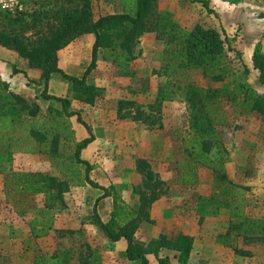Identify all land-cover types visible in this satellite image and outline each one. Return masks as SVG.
<instances>
[{
    "label": "rangeland",
    "instance_id": "obj_1",
    "mask_svg": "<svg viewBox=\"0 0 264 264\" xmlns=\"http://www.w3.org/2000/svg\"><path fill=\"white\" fill-rule=\"evenodd\" d=\"M204 1L207 5L198 0H159L162 20L170 24L163 33H144L128 64L116 63L111 50H100L97 67L87 79L99 88L94 104L81 101L61 74L55 76L48 92L70 99L68 110L77 114L68 115L60 101L45 99L42 82L23 94L40 106L38 124L59 125L60 142L53 151L51 132L46 148L40 144L41 150L16 152L11 164L0 168V264H34L35 255L58 251L71 252L68 264H81V252H90L97 264L117 260L123 264L127 259L126 250L121 251V245L92 222L94 204L103 190L86 180L87 166L74 156L75 143L89 136L83 122L95 135L81 153L90 164L89 176L112 193L98 202L104 221L111 218L115 192L133 209L140 207L134 186L143 184V174L136 160L146 158L164 180V190L149 209L151 220L140 222L137 241L146 244L162 233L173 236L171 232L181 225L194 233L196 242V256L181 264H264V115L250 110L243 100H224L229 125L208 126L203 118L192 116L187 95L178 90L181 83L193 82L233 94L244 84L264 94L252 64L253 53L264 52V0ZM134 3L92 0L93 16L132 11ZM82 4V0L42 1L24 16L28 21L41 17L36 30L46 29L56 22L55 11ZM45 11L48 16L43 17ZM4 15L0 13V28L8 26ZM197 24L218 29L233 49L226 51L229 74L222 82L208 81L200 68L180 65L181 45L173 34L184 35ZM34 31L27 35L34 37ZM94 40V34L85 33L63 47L62 61L73 54L79 64L75 69L66 64L61 68L82 77ZM239 97L243 99L242 94ZM121 100L134 103L120 111ZM140 111L155 122L136 118ZM201 134L227 149L221 172L190 154L189 146ZM188 170L196 173L193 184L182 182L191 175ZM43 177L68 181L69 190L29 193V182H44ZM164 255L168 264H180L173 251L160 254Z\"/></svg>",
    "mask_w": 264,
    "mask_h": 264
},
{
    "label": "trees",
    "instance_id": "obj_2",
    "mask_svg": "<svg viewBox=\"0 0 264 264\" xmlns=\"http://www.w3.org/2000/svg\"><path fill=\"white\" fill-rule=\"evenodd\" d=\"M82 1V6L76 5L55 11L56 22L47 26L46 29L41 27L36 30L43 19L38 16L28 21L24 16L26 13L16 15L4 13V20L8 26L0 28V46L16 51L28 60L31 67L41 71L40 80L44 85L42 96L45 99L60 101L68 115L77 114L68 110L70 99L48 93L49 82L55 74H61L69 82V87L81 101L94 104L99 96V88L89 83L87 79L97 67L99 51L109 49L116 63L128 64L136 57L135 49L139 38L144 33L159 30L163 33L165 27L170 24L169 21H163L164 14L158 9L159 0H135L132 11L124 9L98 17L93 16L92 0ZM198 1L207 5L204 0ZM42 15L48 16L47 11ZM175 26L179 28L178 25ZM31 29H35L34 37L27 35V31ZM85 33L94 34L95 40L92 45L91 61L83 76L78 77L60 67L58 52L75 37ZM173 37L178 38L181 45L179 59L182 67L200 68L203 77L208 81L222 82L227 78L229 63L226 60V51L233 49L227 37L224 38L218 29L197 24L189 32H184V35H179L177 31ZM252 64L258 70L260 83L264 85V52L256 50L252 55ZM14 70L18 69L14 68ZM245 86L240 85V89L236 88L233 94L225 93L220 87H203L193 82L181 83L178 90L187 95L192 116L196 120L203 118L208 126H228L230 122L224 109V100L234 102L243 100L250 110L264 115V94ZM239 94H242L243 99L239 97ZM127 103L133 104L134 101L121 100L120 111ZM40 110L38 104H32L24 95L11 91L8 84L0 78L1 169H6L7 164H11L16 152L32 153L41 150L40 144L46 148L48 146L46 141L51 132L53 136L50 138V143L53 151L57 152L60 138L56 130L59 125L48 126L47 122L38 124ZM141 114L142 111L136 118L144 116V121L155 122L150 119V115ZM78 118L81 121L79 113ZM83 123L88 128L89 136L75 143L74 156L77 162L86 164V180L94 187L103 190L94 204L92 222L98 225L112 241L126 239L125 254L130 260H140L142 264H149L147 254L154 253L160 264H168L169 257L160 256V250L169 248L178 252L176 256L179 262H188L194 243V237L190 234H180L172 239L162 233L147 244L135 238L140 222L151 220L149 209L161 197L164 190V180L154 171L146 158L140 157L136 160L137 169L143 174V184L134 186V191L140 195V207L137 210L133 209L118 192H115L111 218L109 221L103 220L98 210V202L112 193L108 187L93 181L89 176L90 164L82 158L81 153L95 139V135L91 127ZM203 136L201 134L195 139L189 146V152L191 155L198 156L199 161L206 162L214 171L221 172L227 158V149L219 141L206 139ZM188 171L191 175H187L182 182L193 184L196 182V173L194 170ZM42 179L44 182H29L26 186L28 192L47 193L57 188L58 194H61L69 190V183L66 180L57 181L54 177ZM71 255L69 251H58L51 255L40 253L35 255L34 264H68L72 258ZM90 256V252L86 254L81 252L80 263L97 264L90 259Z\"/></svg>",
    "mask_w": 264,
    "mask_h": 264
},
{
    "label": "crops",
    "instance_id": "obj_3",
    "mask_svg": "<svg viewBox=\"0 0 264 264\" xmlns=\"http://www.w3.org/2000/svg\"><path fill=\"white\" fill-rule=\"evenodd\" d=\"M58 54H59V65H61V66H62V64H66L67 66L75 69L77 67L76 65L79 64L76 60L73 61V57H74V56H72L73 54H71L70 57H67L64 61H62L61 54L59 52H58ZM72 66H74V67H72ZM14 68H17L18 70L15 71ZM57 75L58 74H55L51 78L48 88H50L53 80L55 79V76H57ZM40 77H41V71L39 69L31 67L29 65V62L27 59L20 56L14 50L0 46V78L2 81H5L8 84V87L11 91L22 94V95L26 94L29 92L32 85H35V84L41 82ZM108 197L109 196H106L102 199L106 200ZM137 232L135 235H137ZM171 234H174L173 235L174 237L173 236L169 237L172 239L177 238L180 234H190V235L194 236L193 232H191L190 230H188L187 228H185L181 225L178 226V229L176 232L172 231ZM151 239H152V237L147 239V243ZM117 242L121 245L120 250L125 251L126 247H127L126 239L122 238V239L116 241V243ZM195 244H196V242L193 243V248H192V251L190 253V257H189L190 261L193 259L194 256H196ZM171 251L174 252L175 256L178 254L177 251L169 249V248H162L160 250V254H163V253L170 254ZM164 256H166V255H164ZM147 257L149 259V264H160L159 261L157 260V256L154 253L147 254ZM117 261H114V263H112V264H120ZM122 261H123V264H142L140 260H130L128 258L122 259ZM177 262H179L178 259H177ZM179 263L181 264V262H179Z\"/></svg>",
    "mask_w": 264,
    "mask_h": 264
},
{
    "label": "built area",
    "instance_id": "obj_4",
    "mask_svg": "<svg viewBox=\"0 0 264 264\" xmlns=\"http://www.w3.org/2000/svg\"><path fill=\"white\" fill-rule=\"evenodd\" d=\"M51 0H0V13L21 14L27 12L32 5Z\"/></svg>",
    "mask_w": 264,
    "mask_h": 264
}]
</instances>
